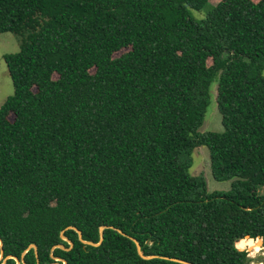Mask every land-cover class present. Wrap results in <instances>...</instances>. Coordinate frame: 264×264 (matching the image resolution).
<instances>
[{"label": "trees", "instance_id": "1", "mask_svg": "<svg viewBox=\"0 0 264 264\" xmlns=\"http://www.w3.org/2000/svg\"><path fill=\"white\" fill-rule=\"evenodd\" d=\"M209 1L0 0L19 46L2 56L3 258L250 264L264 247V0L196 21ZM214 82L223 131L201 133ZM201 146L229 191L189 173Z\"/></svg>", "mask_w": 264, "mask_h": 264}, {"label": "rangeland", "instance_id": "2", "mask_svg": "<svg viewBox=\"0 0 264 264\" xmlns=\"http://www.w3.org/2000/svg\"><path fill=\"white\" fill-rule=\"evenodd\" d=\"M219 0H210L209 4L202 10L194 11L191 10V16L196 20L200 21L203 19L207 12L218 3ZM19 49L18 39L11 33H2L0 34V105L3 101L10 97L13 93V87L11 79L7 73L6 65L3 60V55L16 53ZM264 75V70H263ZM216 82L211 84L209 88L210 103L207 107L206 114L204 117L203 124L199 128V132H222L223 127L221 123V117L217 111L216 107ZM189 173L192 176H197L202 174L206 181L207 192H227L230 189V181L219 182L215 181L212 177L210 170V161H209V151L206 147H197L193 150L192 153V165L189 169ZM260 194L264 195V189L260 190ZM253 240V239H252ZM259 241L260 239H254L253 241ZM263 240L259 243L260 249L255 251L253 248V254L246 249L248 256L251 259L250 264H255L256 262L264 263V247H262ZM1 262V259H0Z\"/></svg>", "mask_w": 264, "mask_h": 264}, {"label": "water", "instance_id": "3", "mask_svg": "<svg viewBox=\"0 0 264 264\" xmlns=\"http://www.w3.org/2000/svg\"><path fill=\"white\" fill-rule=\"evenodd\" d=\"M68 228H71V229H73L74 231H76V233H77V235H78V239H79V241L82 242L83 244L90 245V246H98V245L101 243V241H102V238H103V234H102V232H103V227H100V228H99V241H98V243H92V242H89V241H84V240L82 239L81 233H80L78 230H76V229L73 228V227H68ZM118 232H120V231H118ZM61 238H62L63 240H65V241H67V243H68L70 246H72L71 242L68 241V240H67L65 237H63L62 235H61ZM247 239H249V238H247ZM257 239H258V238H257ZM259 239H260V238H259ZM131 240L134 242V244H135V246H136L137 253H138V255H139L142 259H153V258H157V256H155V255L144 256V255L142 254L141 250H140V246H139L138 242H137L136 240H134V239H131ZM260 243H261V239H260ZM1 247H2V244H1V241H0V259L3 258V251H2V248H1ZM57 247H58V248H62V249H64L62 245H57ZM29 248H32L34 251L36 250V246H35L34 244H31V245H29V246L27 247V249L22 253V256L25 254V252H26ZM65 250H68V249H65ZM35 256H36V253H35ZM163 258H164V257H163ZM7 259H13V260L16 262V264H20L19 260H18L16 257H13V256H6L5 258H3V261H2L1 264H3ZM165 259H169V258H165ZM55 260H56V261H60V262H62V264H65V261L62 260V259H60V258H55ZM169 260H172V261H175V262H179V263H181V264H190V263H186V262H184V261H180V260H177V259H169ZM22 263H23V261H22ZM23 264H24V263H23ZM255 264H259V263L256 262Z\"/></svg>", "mask_w": 264, "mask_h": 264}, {"label": "bare ground", "instance_id": "4", "mask_svg": "<svg viewBox=\"0 0 264 264\" xmlns=\"http://www.w3.org/2000/svg\"><path fill=\"white\" fill-rule=\"evenodd\" d=\"M264 264V263H263Z\"/></svg>", "mask_w": 264, "mask_h": 264}]
</instances>
